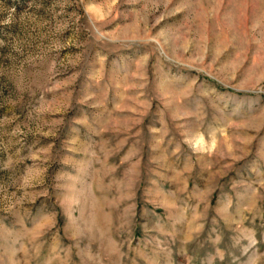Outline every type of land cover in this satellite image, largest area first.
Here are the masks:
<instances>
[{"label":"rangeland","instance_id":"1","mask_svg":"<svg viewBox=\"0 0 264 264\" xmlns=\"http://www.w3.org/2000/svg\"><path fill=\"white\" fill-rule=\"evenodd\" d=\"M0 264H264V0H0Z\"/></svg>","mask_w":264,"mask_h":264}]
</instances>
